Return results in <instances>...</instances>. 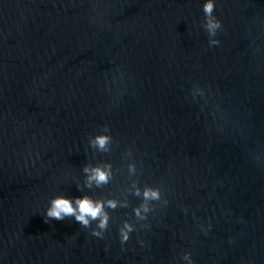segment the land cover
<instances>
[{"label":"water","instance_id":"water-1","mask_svg":"<svg viewBox=\"0 0 264 264\" xmlns=\"http://www.w3.org/2000/svg\"><path fill=\"white\" fill-rule=\"evenodd\" d=\"M202 3L0 0V264H264V0L214 36ZM83 194L117 201L102 238L44 214Z\"/></svg>","mask_w":264,"mask_h":264},{"label":"clouds","instance_id":"clouds-1","mask_svg":"<svg viewBox=\"0 0 264 264\" xmlns=\"http://www.w3.org/2000/svg\"><path fill=\"white\" fill-rule=\"evenodd\" d=\"M216 0H203L201 8L205 18V29L210 35H215L222 28L221 21L214 15ZM219 44V41H214ZM111 137L106 133H98L90 141L95 147L100 150H106ZM83 171L86 173L85 185L90 187L95 183L99 186L102 183H107L111 175L110 165H85ZM137 195H142L144 200H157L160 198L159 190L152 187H145L142 193L139 189L136 190ZM117 201L115 199H94L87 194L75 197L65 195H56L50 201L45 209V216L61 220L65 217H73L84 227H88L90 221H96V228L91 232L94 237L102 238V231L107 229L109 216L106 208H116ZM149 209L146 205H141L140 208L134 209L137 216L141 213H147ZM133 231L132 225L128 221H124L118 229L119 241L121 246L129 239L130 233ZM143 244V241H140ZM185 264H192L191 258H186Z\"/></svg>","mask_w":264,"mask_h":264}]
</instances>
